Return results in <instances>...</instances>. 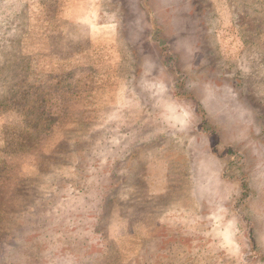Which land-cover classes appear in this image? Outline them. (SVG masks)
<instances>
[{
  "label": "rangeland",
  "instance_id": "1",
  "mask_svg": "<svg viewBox=\"0 0 264 264\" xmlns=\"http://www.w3.org/2000/svg\"><path fill=\"white\" fill-rule=\"evenodd\" d=\"M178 1L0 0V264H264V0Z\"/></svg>",
  "mask_w": 264,
  "mask_h": 264
},
{
  "label": "trees",
  "instance_id": "2",
  "mask_svg": "<svg viewBox=\"0 0 264 264\" xmlns=\"http://www.w3.org/2000/svg\"><path fill=\"white\" fill-rule=\"evenodd\" d=\"M134 1H135V3H134ZM137 1V2H136ZM188 0H180V1H178L177 2V5L175 6L174 5V7H172V10H174V14L180 19V20H182V18L185 20V22H186V25H184V27H183V29L185 30V33L183 34V36H181V34H175V35H173L172 36V38L173 39H177V38H183V39H185V41H186V39H189V38H191V39H193L194 38V35H195V31H193V30H191L192 28L190 27V25H189V23H190V19H191V15H193V14H195L196 15V12H193L192 10H191V12L188 10V11H185V12H182V13H180V14H178L177 13V9H179V8H175V7H177L178 6V4H179V2H180V4H186V2H187ZM130 2H131V4H129V7H132V5H133V7L135 8V5H136V7L137 8H139L140 9V6H142V4H140L139 2H138V0H130ZM137 3H139V5L137 4ZM173 12V11H172ZM195 19H196V16H195ZM181 23H183V22H181ZM135 27H132V26H130V27H127L126 25H123V29H122V31H123V39H124V42L127 44V45H129V47H133L132 45H133V43H131V36H132V29H134ZM125 30V31H124ZM191 31V32H190ZM190 32V33H189ZM182 39V40H183ZM184 41V40H183ZM184 43V46H185V48H186V51H189V46L191 47V43H185V42H183ZM138 46V45H137ZM194 61H195V59H194ZM101 134H102V132H101ZM100 132L99 133H96V135L99 137L100 135ZM96 140H98V139H96Z\"/></svg>",
  "mask_w": 264,
  "mask_h": 264
},
{
  "label": "crops",
  "instance_id": "3",
  "mask_svg": "<svg viewBox=\"0 0 264 264\" xmlns=\"http://www.w3.org/2000/svg\"><path fill=\"white\" fill-rule=\"evenodd\" d=\"M66 10V12H68V13H70V11H68V9L66 8L65 9ZM65 11H64V9H61V11L59 12V13H64ZM89 14H90V12L88 13V15H87V18H88V20H86V21H84V19L83 18H76L75 19V17H74V13H72V14H67L66 15V21H67V23H69V24H71V26H72V24H80V23H83V24H85V25H87V34H88V36L90 37L91 35H94V34H96V33H98V32H100V30H102V28L104 27V26H106L107 24L106 23H101V22H97V20L95 21V19H96V17L93 15V19H94V21L92 20V17H89ZM68 15H69V17H68ZM65 18V17H64ZM69 20V21H68ZM77 22V23H76ZM109 25H112V24H109ZM72 28V30H73V27H71ZM101 28V29H100ZM72 30H70V31H72ZM69 33H66V35L65 36H69V35H71V33L68 35ZM71 55V54H70ZM73 56V55H72ZM71 58V56H67V60H69ZM73 60H72V58H71V60L69 61V62H72Z\"/></svg>",
  "mask_w": 264,
  "mask_h": 264
}]
</instances>
